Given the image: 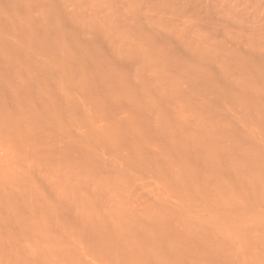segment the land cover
I'll list each match as a JSON object with an SVG mask.
<instances>
[{
    "label": "rangeland",
    "instance_id": "obj_1",
    "mask_svg": "<svg viewBox=\"0 0 264 264\" xmlns=\"http://www.w3.org/2000/svg\"><path fill=\"white\" fill-rule=\"evenodd\" d=\"M145 262L264 264V0H0V264Z\"/></svg>",
    "mask_w": 264,
    "mask_h": 264
},
{
    "label": "bare ground",
    "instance_id": "obj_2",
    "mask_svg": "<svg viewBox=\"0 0 264 264\" xmlns=\"http://www.w3.org/2000/svg\"><path fill=\"white\" fill-rule=\"evenodd\" d=\"M191 48H193V47H191ZM161 50H162V49H161ZM87 210H89V209H87ZM90 210H91V209H90ZM80 211H81V210H80ZM82 211H84V210L82 209ZM88 212H89V211H88ZM88 212H87V213H88ZM76 213H77V212H76ZM80 213H81V212H80ZM72 214H75V213H72ZM83 215H84V214H83ZM88 215L90 216L91 214H90V213L87 214V217H89ZM73 216H74V215H73ZM80 217H81V219H83L82 217H84V216L81 215ZM69 219H70V218H69ZM75 219H76V218H75ZM89 219H90V218H86V220H89ZM71 220H72V218H71ZM73 220H74V219H73ZM77 220H78V219H77ZM77 220H76V221H77ZM117 220H118V219H117ZM5 221H6V220H5ZM5 221H4V222H5ZM84 221H85V218H84ZM84 221H83V223L85 224ZM90 221H91V220H90ZM90 221H89V222H90ZM118 221L120 222V220H118ZM118 221L116 222V220H115V222H113V223H118ZM89 222L87 221L86 224H89ZM42 223H43V221H42ZM71 223H72V222H71ZM71 223H70V224H71ZM74 224H75V223H74ZM84 224H83V225H84ZM90 224H91V223H90ZM61 225L63 226V224H60V226H61ZM71 225H72V224H71ZM98 225H100V224L98 223ZM98 225H97V226H98ZM95 226H96V225H95ZM97 226H96V227H97ZM100 226H101V225H100ZM100 226H99V228H100ZM42 227H44V226H42ZM91 227H92V226H91ZM82 228H83V227H82ZM85 228H86V227H85ZM87 228H89V227L87 226ZM99 228H98V229H99ZM103 228H104V226H102V230H101V231L105 230V228H104V229H103ZM61 229H62V228H61ZM64 229H66L65 226H64ZM95 229H96V228H95ZM96 230H97V229H96ZM99 230H100V229H99ZM99 230H98V231H99ZM88 231H89V230H88ZM99 232H100V231H99ZM103 232H104V231H103ZM105 232H106V230H105ZM105 232H104V233H105ZM92 233H93V232H92ZM96 233H97V232H96ZM101 233H102V232H101ZM99 235H100V234H99ZM99 235H97V236H99ZM103 235H104V234H103ZM103 235H102V236H103ZM106 236H107V234H106ZM99 237L101 238V235H100ZM106 238H107V237H106ZM151 238H152V237H151ZM98 239H99V238H98ZM104 239H105V237H104ZM104 239H103V241H104ZM139 239H140V238H139ZM146 239H147V241H149L147 237H146ZM101 240H102V239H101ZM152 240H153V241H151V240H150V241L153 243V242H154V239H152ZM139 241H140V240H137V241H136V239H135V242H139ZM143 241L145 242V239H144ZM99 242H100V241H99ZM131 242H132V241H131ZM131 242L129 243L130 245H131V244H134L133 242H132V243H131ZM151 242H150V243H151ZM158 242H159V241H158ZM79 243H80V242H79ZM141 243H142V240H141ZM141 243H138L137 245H139V244L141 245ZM146 243H147V242H146ZM146 243H145V244L143 243L144 246L146 245ZM150 243H149V244H150ZM152 243H151V244H152ZM73 244H74V243H73ZM135 244H136V243H135ZM135 244H134V245H135ZM147 244H148V243H147ZM74 245H75V244H74ZM127 245H128V244H126V247H127ZM134 245H133V246H134ZM140 245H139V247H138L139 250H140V248L143 247V246L140 247ZM152 245H153V244H152ZM155 245H156V244H155ZM75 246H76V245H75ZM75 246H74V247H75ZM119 246H120V245H119ZM119 246L117 245V247H119ZM146 246H147V245H146ZM148 246H149V245H148ZM128 247H129V245H128ZM131 247H132V245H131ZM150 247H152V246H150ZM133 248H134V247H133ZM133 248H132V250H133ZM136 248H137V246H136ZM154 248H155V247H154ZM154 248H153V249H154ZM126 249H127V248H126ZM129 249H130V248H129ZM151 249H152V248H151ZM156 249H157V248H156ZM158 249H159V248H158ZM163 249H164V248H163ZM121 250H122V249H121ZM130 250H131V249H130ZM139 250H137V251H139ZM161 250H162V249H161ZM128 251H129V250H128ZM134 251H136V249H134ZM134 251H133V252H134ZM157 251H158V250H157ZM133 252H131V253H133ZM140 252H141V250H140ZM150 252H151V250H150ZM158 252H159V256H160V254L162 253V252L160 253V249H159ZM158 252H156V253H158ZM125 253H126V251H125ZM151 253H152V252H151ZM154 254H155V252H154ZM154 254L152 255V257L154 256ZM163 255H164V252H163ZM81 256H82V258H83V255H81ZM145 256H146V255H145ZM149 256H150V255H149ZM149 256H148V257H149ZM155 256H158V255L155 254ZM155 256H154V257H155ZM77 258H78V257H77ZM144 259H145V258H144ZM152 259H153V258H152ZM152 259H150V260H152ZM157 259H159V258H157ZM72 260H74V259H72ZM77 260H78V259H77ZM146 260H147V259H145V261H146ZM148 260H149V259H148ZM76 262H77V261H76ZM79 262H81V261H79ZM146 263H148V262H145V264H146ZM149 263H150V262H149ZM149 263H148V264H149ZM75 264H76V263H75ZM77 264H78V263H77Z\"/></svg>",
    "mask_w": 264,
    "mask_h": 264
}]
</instances>
